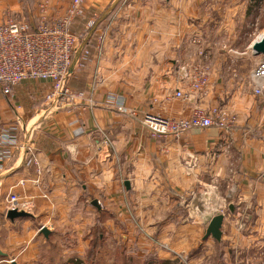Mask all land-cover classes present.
<instances>
[{
  "label": "crops",
  "instance_id": "1",
  "mask_svg": "<svg viewBox=\"0 0 264 264\" xmlns=\"http://www.w3.org/2000/svg\"><path fill=\"white\" fill-rule=\"evenodd\" d=\"M70 1L0 0V15L6 9L24 12L34 24L41 14L39 4L49 9L46 14L57 17ZM220 1L81 0L83 15L76 22L91 36L75 50L72 65L81 49L90 54L85 68L75 69L69 83L74 91L89 94L82 102L75 98L72 105L51 110L40 101L50 90L49 81L24 80L9 95L0 93V128L16 140V150L10 149L15 150L13 155L0 161V199L13 193L30 200L32 214L42 220L55 215L67 220L64 215L72 200H97L124 221L130 217L132 208L126 206L131 202L137 204L135 214L145 221L179 205L192 218L195 200H183V196H193L201 184L211 190L223 188L217 185L222 184L228 190L225 195L210 190L205 198L220 201L223 209L230 203L227 200L232 201L240 220L250 218V211L264 222V111L249 83L244 91L236 89L224 106L233 117L228 130L213 126L152 138L141 123L146 113L178 119L188 117L196 106L218 103L222 92L212 84L205 95L177 99L172 94L179 89L173 61L184 43L180 38L197 30L184 19L201 13L207 16V10H214L213 3ZM242 2L232 9H224L225 5L215 9L224 10L225 15L241 12ZM254 2L257 30L240 56L251 51L250 45L264 34V25H258L262 8L259 0ZM89 22L94 24L91 29ZM216 26L223 28L221 20ZM99 37L104 40L102 51L95 50ZM107 93L121 94L125 112L105 99ZM208 200H200L203 208ZM224 216L226 221L228 214ZM163 222L144 231L153 232L163 248L173 252L155 248L160 260L173 261L179 245L163 239L176 228L171 219ZM261 230L264 233V227ZM126 236L131 239L129 233Z\"/></svg>",
  "mask_w": 264,
  "mask_h": 264
},
{
  "label": "rangeland",
  "instance_id": "2",
  "mask_svg": "<svg viewBox=\"0 0 264 264\" xmlns=\"http://www.w3.org/2000/svg\"><path fill=\"white\" fill-rule=\"evenodd\" d=\"M241 2L242 0L212 2L214 10H207V16L201 13L200 17H197L198 19L194 17L184 19L186 25L191 24V22L194 23L197 30L195 34H185V37L180 38L184 43L182 42L179 46V56L173 61V67L176 70L174 81L179 84V89L176 90L184 94L182 98L177 99L201 96V94L203 95L209 90L208 87L211 84L214 87L218 86L217 88L222 93L220 97L216 98L218 103L196 106L188 117L178 119L189 118L195 110L208 112L213 119L216 118L217 113L225 114L226 118L232 119L233 117L229 115L230 113L225 110L224 106L227 100L231 99L236 89L241 88L244 91L248 83L252 86V95L256 99L261 100L257 103L260 111L261 108L264 111V98L253 93L255 84L251 81V74L258 63L264 61V55L254 56L251 51L244 55L241 54V56L239 53L246 50V45L257 30V23H254L253 17L256 14L258 5L254 0H243V11L236 12L233 10L226 15L224 10L215 9L216 5H225L224 9H232L234 5ZM70 4L71 1L62 13V17L66 14L65 11ZM39 6L41 11L47 9L44 4H39ZM259 6L262 8L258 21L260 27L264 25V0H259ZM26 15L24 12L6 9L0 15V24L7 19L25 20L28 22ZM80 17H73L70 25L71 33L77 38L73 48L72 61L74 52L91 36L88 33L89 30L80 29L81 23L76 22ZM57 18L60 17H52V14H47L46 19L56 20ZM220 20L223 28L218 29L216 25ZM38 21L39 18H36L34 25ZM226 21L227 24H225ZM244 21H247L248 24L246 25ZM208 23L211 24L210 29H206ZM181 24L183 25V22L179 21L180 31ZM213 26H216V28L213 29ZM101 39L99 37V41L95 44L96 51H102L103 49L104 40ZM84 50L88 51L86 62L82 68H76L77 70L84 69L88 62L90 50ZM84 50L81 49L78 56ZM184 68L187 69L188 73H193L196 68H205L208 81L203 87L204 90L196 92L190 90L189 79L183 77ZM72 74L68 85L74 93L80 92L74 91L70 86L69 82ZM24 80L49 81L42 78H27ZM85 93L89 94V91H85ZM172 98H175L173 94ZM44 99L41 98L40 101L42 103L46 102L48 107H50L51 103ZM105 99L113 102L115 107H121L122 105L121 94L107 93ZM52 109L59 110L63 108ZM130 114H134L133 110L130 111ZM146 115L178 120L155 113H146L142 115L141 122ZM227 184L229 182H226ZM217 185L223 188L217 186L218 188L211 190L201 184L194 188L193 196H183V200H195V211L192 218L186 217L183 207L179 205L168 207L161 217L151 218L147 221H145V218L142 219L140 215L135 214L137 204L134 205L131 202V205L126 206L128 209L132 208L130 210L133 213L130 211L128 214L130 216L129 219L124 221L116 214L117 206L114 207L116 211L114 212L112 208L102 207L97 200L98 206L92 205L91 202L94 200H72V205L68 206L66 216L64 215V217H68L67 220L66 218L62 220V217L59 218L57 215L49 216L50 218L48 219L50 220H42L32 214L33 210L30 200L20 198L17 194L15 195L21 199V203L26 204L25 208L19 210L31 214V217L10 221L6 218V211L18 209L7 208L8 195L13 193H8L6 196L3 194L0 199V264H74L77 260H80L81 264H159L160 258L155 253V248L158 252L169 251L170 254L173 252L163 248L162 243L155 237L156 235L153 232L151 233L152 235H149L150 233H145L144 230L149 228L146 226L156 227V223L168 222L170 219L173 221L176 230L163 241L173 246H175L174 243L179 245V251L176 252L178 255L174 256L176 258L173 261H169L171 264H264V233L261 230L264 227V222H258L255 219V214L250 211H247L250 214V218L245 216L243 220H240L232 201L227 200L226 203H230L223 209L220 207L222 206L220 201L214 199L209 201L205 198L210 190L214 194L221 193L225 195V192L228 191L225 185ZM200 200H208L207 206L203 208ZM190 206L191 209L189 210H192L193 204L191 203ZM203 211L206 213H203ZM201 212L203 214L200 216L199 213ZM219 214L223 216L222 225L223 223L224 225L223 227L221 226V232L224 230V236L221 234L219 242L210 236L203 240L210 219ZM225 214H228L226 221ZM41 227H45L49 231L47 238L41 234ZM185 227L188 230L184 229ZM252 229H260V231L257 233V231H252ZM128 233L131 236L130 240L126 236ZM238 235L241 236L238 237ZM186 241L188 247H186Z\"/></svg>",
  "mask_w": 264,
  "mask_h": 264
},
{
  "label": "built area",
  "instance_id": "3",
  "mask_svg": "<svg viewBox=\"0 0 264 264\" xmlns=\"http://www.w3.org/2000/svg\"><path fill=\"white\" fill-rule=\"evenodd\" d=\"M81 0H71L65 15L56 20H47V10L41 11L37 24L25 20L7 19L0 24V93L9 95L11 87L27 78L48 79L50 90L45 101L50 108H64L72 104L73 99H85L84 92L74 93L69 85V78L74 70L80 69L86 62L88 51L84 50L72 65V53L77 41L70 31L72 18L82 16ZM93 22H89L91 27ZM185 69V68H184ZM184 78L189 79L190 90L202 91L208 81L205 68H196L193 73L184 70ZM254 82L253 93L264 98V61H260L251 74ZM183 92L175 91V98H182ZM115 105V104H114ZM125 112L122 107L117 108ZM232 119L217 113L211 118L208 112L195 110L187 119L169 120L155 115H146L141 122L150 132L151 137L178 136L192 129H205L217 126L228 130ZM16 140L7 136L0 128V161L10 158L16 150ZM10 149H15L14 151ZM8 209L25 208L26 204L15 194H9Z\"/></svg>",
  "mask_w": 264,
  "mask_h": 264
},
{
  "label": "water",
  "instance_id": "4",
  "mask_svg": "<svg viewBox=\"0 0 264 264\" xmlns=\"http://www.w3.org/2000/svg\"><path fill=\"white\" fill-rule=\"evenodd\" d=\"M250 50L253 53L254 56H261L264 55V34L256 41H254L250 45ZM125 187L128 189V182H124ZM98 202L94 200L92 202V205L98 206ZM6 218H8L10 221H13L14 219H22V218H28L31 217V214L21 211V210H8L5 213ZM223 216L222 215H216L212 217L207 225V228L205 230V234L203 236V240L206 239L208 236H210L215 241L219 242L221 238V226H222ZM41 234L47 238L49 231L45 227H41L40 229Z\"/></svg>",
  "mask_w": 264,
  "mask_h": 264
},
{
  "label": "trees",
  "instance_id": "5",
  "mask_svg": "<svg viewBox=\"0 0 264 264\" xmlns=\"http://www.w3.org/2000/svg\"><path fill=\"white\" fill-rule=\"evenodd\" d=\"M159 264H171V262L167 261V260H160L158 261ZM178 263V262H177ZM74 264H81L80 260L75 261Z\"/></svg>",
  "mask_w": 264,
  "mask_h": 264
}]
</instances>
